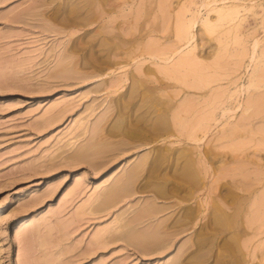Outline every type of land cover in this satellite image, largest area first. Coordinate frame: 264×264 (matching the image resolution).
<instances>
[{
    "label": "rangeland",
    "instance_id": "obj_1",
    "mask_svg": "<svg viewBox=\"0 0 264 264\" xmlns=\"http://www.w3.org/2000/svg\"><path fill=\"white\" fill-rule=\"evenodd\" d=\"M112 1L119 4L116 11L106 12L104 7L109 6H103L101 0H0V264H175L183 257L187 264H264V231L251 236L253 232L246 228L248 234L245 232L234 243L229 230L234 216L230 222L220 224L210 219L208 210L202 207L198 208V217L189 222V211L195 210L199 199L189 197V185L173 174L172 150L182 145L190 147L191 143L179 133L181 128L171 123L172 112L180 104L185 106L183 102L188 97V108L193 109L187 108L186 112V108L179 107L185 110L186 118L195 111L194 116H188L193 120L205 111L210 95L217 94L212 112L216 122L211 121L215 124L199 133L203 139L198 148L210 164V176L226 177L222 181L261 177L262 182L255 184L253 195L247 199L246 217H241H245L244 223L250 218L247 215L257 214L255 210L264 216V204H260L263 211L258 204L253 206L254 195L264 191V103H258L262 111L256 108L259 112L255 115L253 111L251 119L246 116L249 111H243L244 97L253 89L245 87L250 75L253 78L250 71L264 57V53L260 54L264 52V0ZM230 4L236 6V17L231 23L216 25L208 34L202 20L214 19V8ZM105 12L106 16H98ZM179 16L182 23L194 21L190 43L176 37ZM103 24L105 29L129 38L128 43L114 41L115 38L108 45L103 43ZM255 38L258 42L253 50ZM172 45L184 53L192 47L196 56L190 64L194 67L200 63V69L194 68L201 75L214 77L213 82L195 89L161 72L164 64L171 68L178 57L170 53ZM240 49L244 56L238 53ZM252 52L260 58L252 60L255 68L249 60ZM167 55L170 57L164 61ZM193 73L186 76L188 80H195ZM140 92L168 95L165 98L169 97L173 105L169 110L174 130L170 136L144 139L148 124L140 115L141 96H134ZM261 97L253 99L257 103L263 101L264 95ZM224 107L231 111L222 115ZM226 121L234 122L229 123L231 131L237 130L231 132ZM236 121L243 125L235 127ZM140 155H147V160L131 182V188L137 191L120 192L111 201L103 202L102 192L112 187ZM216 185L217 189H213L218 192L219 184ZM230 185L226 187L238 191V195L243 193ZM203 190L199 188L193 195L202 197ZM246 194L245 191L243 195ZM151 197L155 204L170 207L151 217L142 216L138 212L141 203ZM226 207L231 213V204ZM177 216L184 221L189 218L184 230L174 234L179 226L168 227L169 235H164L162 243L155 240L140 245L135 232L127 237L128 242L120 230V224L130 220L136 232L142 233L162 218H167L166 226ZM263 216L253 225L262 221L264 229Z\"/></svg>",
    "mask_w": 264,
    "mask_h": 264
},
{
    "label": "bare ground",
    "instance_id": "obj_2",
    "mask_svg": "<svg viewBox=\"0 0 264 264\" xmlns=\"http://www.w3.org/2000/svg\"><path fill=\"white\" fill-rule=\"evenodd\" d=\"M162 1V0H161ZM101 2H102V4H103V6H109V8H105L104 7V11H106V12H110L111 10L112 11H116L115 10V8L119 5L118 3H117V1L116 2H114V1H112L111 0V2H113V3H111L110 4V0H101ZM125 2V1H124ZM146 3H148V1L146 2ZM158 3H160L159 1H158ZM127 4V3H126ZM149 4V3H148ZM162 4H165V3H162ZM161 4V5H162ZM168 4V3H167ZM167 4H165V6L167 5ZM157 5V4H156ZM148 6V5H147ZM146 6V7H147ZM164 6V5H163ZM138 7V6H137ZM120 8V7H119ZM139 8V7H138ZM149 8V7H148ZM159 8H161V7H159ZM159 8H157V10L159 9ZM236 8V6H234L233 4H230V5H222V6H220V7H218V8H214V10H215V13H216V16L214 17V19H208L207 17V19L206 18H204L203 20H202V23L201 24H203V26H204V29H206V32L208 33V34H211L212 32L211 31H213L214 32V30H215V26L216 25H219V24H222V23H224V22H230L231 20H233L235 17H236V15H237V10L235 9ZM118 9V8H117ZM144 9V8H143ZM147 9V8H146ZM101 11L103 10V9H100ZM120 10V9H119ZM136 10H137V8H136ZM77 11V10H76ZM94 11H95V9H94ZM138 11H139V9H138ZM102 13L101 15H98V16H101V17H104V16H106L108 13ZM163 12V11H162ZM121 13V12H120ZM164 13V12H163ZM104 14V15H103ZM165 15H166V13H164ZM51 15V14H50ZM89 15H91V14H89ZM122 15V14H121ZM124 15V14H123ZM143 15V14H142ZM163 15V14H162ZM165 15H163V17L165 16ZM180 15H181V13H180ZM97 17V16H96ZM101 17H99V18H101ZM115 17V16H114ZM121 17V16H120ZM144 17H145V20L147 19V11H145L144 12ZM109 18V17H108ZM123 18V17H122ZM138 17H136V19H137ZM156 18V17H155ZM162 18V17H161ZM182 18V17H181ZM151 19V18H150ZM165 19V18H164ZM73 20V19H72ZM91 20V19H90ZM110 21H111V19H109ZM108 20V22H110ZM144 20V21H145ZM71 21V20H70ZM126 21V20H125ZM150 21H153V20H150ZM162 21H163V19H162ZM182 21H184L183 20V18L182 19H180V16H179V20H178V17H177V19H176V22H178L177 24H175V34H176V37H177V39L180 41V42H185V44L186 43H190L191 42V40L193 39V33H192V31H191V28H192V26H193V22L194 21H190L188 24L186 23H182ZM76 22V21H75ZM127 22V21H126ZM134 22H135V20H134ZM146 22V21H145ZM154 22V21H153ZM86 23V22H85ZM118 23H119V21H118ZM124 23V22H123ZM165 23V22H164ZM231 23V22H230ZM107 24V23H106ZM134 24V23H133ZM127 25V24H126ZM146 25V24H145ZM145 25H141L140 24V26H143V27H145ZM150 25V24H149ZM154 25V24H153ZM236 25V24H235ZM73 26H74V24H73ZM154 26H156V25H154ZM161 26H163V25H161ZM220 26V25H219ZM105 27H106V25L105 24H103V27L102 28H104V31H101V35H103V43H105V44H109L110 42L109 41H111V40H113V38H115L114 39V41L116 40V39H118V40H123V41H125V42H127V41H129L130 39L128 38V40L127 39H124V38H122L121 37V35L119 34V33H117L116 31H113L112 29H105ZM131 27H132V25H131ZM135 27V26H134ZM133 27V28H134ZM143 27H141V28H143ZM107 28H109V27H107ZM112 28V27H111ZM120 28H122V27H120ZM124 29V28H123ZM234 29V28H233ZM103 30V29H102ZM120 30V29H119ZM140 30V29H139ZM99 31V30H98ZM211 32V33H210ZM123 33V32H122ZM147 33V32H146ZM128 34V33H127ZM130 34V33H129ZM125 35V34H124ZM131 35H129V37H130ZM132 36H133V34H132ZM123 37H125V36H123ZM147 37V36H146ZM236 37V36H235ZM133 39H134V37H133ZM117 41V40H116ZM122 41V42H123ZM136 41V40H135ZM149 42V44H150V40H148ZM151 41H153V40H151ZM156 41V40H155ZM180 42H179V44H180ZM237 42V41H236ZM257 39L255 38V40H254V43H253V46H252V48H253V50H254V48L256 47V45H257ZM121 43V42H120ZM119 43V44H120ZM128 43V42H127ZM126 43V44H127ZM152 43H154V41L152 42ZM225 43V42H224ZM118 44V43H117ZM116 44V45H117ZM125 44V43H124ZM137 45V44H136ZM165 45V44H164ZM192 45V44H191ZM219 45H221V43L219 44ZM226 45V44H225ZM225 45H223V46H225ZM121 46H123V45H121ZM152 46H153V44H152ZM162 46V45H161ZM160 46V47H161ZM173 46L174 45H172V47H170V49L171 48H173ZM183 46V45H182ZM73 47V46H72ZM118 47V46H117ZM146 47V46H145ZM147 47H148V45H147ZM165 47V46H164ZM169 47V46H168ZM181 47V46H180ZM162 48H163V46H162ZM178 47H174L173 49H172V51L170 52L171 54H176V55H178V57H177V59L175 60V62H173L174 64H170V66H171V68H166V67H164V65H163V67L161 68V66L162 65H160L159 67L162 69L161 70V72H164V74H167L166 76H168V78L170 79V78H173L174 79V81L176 80H178L179 82H181L182 83V85L184 86H188V87H193V88H203L204 86H206V85H208L210 82L212 83L213 81V79H214V77H208V75H206L207 73H205L204 75H201L200 73H202V72H200V71H198L197 69H195L197 66H198V68L200 67L199 66V64L198 65H194V67H193V63H192V60L194 61L195 60V56H194V54L191 52V48L192 47H189L190 49H188V51H185L186 53H184L183 51H181V50H179V49H177ZM194 48V47H193ZM226 48V47H225ZM142 49H144V48H142ZM149 49V48H148ZM164 49V51L166 50L165 48H163ZM162 49V50H163ZM221 50L223 49V48H220ZM242 49H244V47L242 48ZM242 49H240V51L238 52L239 54H241L242 53V55L244 54V51L242 50ZM155 50V49H154ZM161 50V49H160ZM168 50V49H167ZM68 51V50H67ZM132 51V50H131ZM148 51H150V50H148ZM162 52V54L165 56L166 54H165V52ZM145 52V51H144ZM152 52V51H151ZM181 52H183L182 54H180ZM223 52V51H222ZM225 52V51H224ZM234 53H235V50L233 51ZM125 53H127V52H125ZM153 53V52H152ZM219 53H221V51L219 52ZM237 53V52H236ZM264 52H263V50H262V53H260L261 55L263 54ZM170 54V55H171ZM222 54H224V53H222ZM238 54V55H239ZM156 55V54H155ZM154 55V53H153V56H155ZM237 55V56H238ZM261 55H258V56H261ZM264 55V54H263ZM262 55V56H263ZM150 56V55H149ZM220 56H222V55H220ZM241 56V55H240ZM244 56V55H243ZM155 57H157V56H155ZM170 57V56H169ZM168 55L166 56V57H163V59H164V61L166 60H168ZM239 57V56H238ZM255 56L253 55V52H252V54L251 55H249V60L250 61H254V60H256L257 58L258 59H260L259 57H255V59H253ZM162 58V57H161ZM214 59H215V57H213ZM262 58V57H261ZM160 60H162V59H160ZM173 60V59H172ZM217 60H218V58H217ZM219 60H220V57H219ZM242 60V59H241ZM163 61V60H162ZM215 61V60H214ZM249 61V62H250ZM252 61V65L254 66H252V68H255V65L257 66L256 68H255V70L253 71L252 69H251V71H250V74H253V78H254V75H255V79H253V78H251L252 77V75H250V78H248L249 80L247 81V84L248 85H246L245 87H246V90L249 88L250 90H251V88H253L252 90H254V92H256L255 94H254V96H252V98H251V93H252V90L250 91L251 93L249 94V93H247L248 94V96H250L249 98H248V96L247 97H244L245 98V100L247 101H241V102H244V109H243V111H249V114L248 115H246L245 113H243V114H245L247 117L250 115L251 116V118H252V115L253 116H255V115H257V112H259L258 110L260 109L261 111H262V106H264V105H262L261 106V108L259 107L260 106V104L261 103H264V98H263V95H262V93H264L263 92V90H264V88H262V89H260L262 86L264 87V71L262 70L261 71V69H263L264 67L262 66V65H264V57H263V60H261V63L259 62V60H258V62L256 61V64L254 65V63L255 62H253ZM263 61V62H262ZM195 62V61H194ZM197 62V61H196ZM199 62V61H198ZM240 62V61H239ZM172 63V62H171ZM190 63H192V64H190ZM214 63H217V62H214ZM219 63H221V62H219ZM236 63H238L237 61H236ZM258 63H260L261 65H260V67H262V68H259V65H258ZM263 63V64H262ZM197 64V63H196ZM211 64H212V60H211ZM222 64H224V63H222ZM226 64V63H225ZM251 64V63H250ZM169 65V64H168ZM210 65V64H209ZM215 65H217V64H215ZM241 65V64H240ZM165 66H167V65H165ZM194 68V70L192 69V67ZM238 66V65H237ZM159 67H158V69H159ZM191 68L193 71H194V73L192 74V78H198L197 80H196V78H195V80L194 79H192V80H188V78L186 77L188 74H190L191 75V73L193 72H191L189 69V73L188 74H186L187 72H188V70L187 69H185V70H187L186 71V73H184L185 72V70L184 69H182V68ZM207 67V66H206ZM216 67V66H215ZM214 67V68H215ZM239 67V66H238ZM218 68V67H217ZM144 69H146L145 71H147L148 69L147 68H145L144 67ZM182 69V70H181ZM200 69V68H199ZM202 69V68H201ZM206 69V68H205ZM143 70V69H142ZM196 70V71H195ZM220 70V69H219ZM222 70H224L223 68H222ZM149 71V70H148ZM159 71V70H158ZM197 71H198V76H195V75H197L196 73H197ZM201 71H203V70H201ZM253 71V72H252ZM261 71V72H260ZM144 72V71H143ZM186 74L185 76H184V74ZM255 72V73H254ZM137 73H138V70H137ZM145 73V72H144ZM160 73V72H159ZM195 74V75H194ZM199 74L201 75V77L199 76ZM208 74H209V72H208ZM211 74V73H210ZM218 74V73H217ZM216 74V75H217ZM148 75V74H147ZM206 75V77L205 78H203V76H205ZM148 76H150V75H148ZM195 76V77H194ZM219 76V75H218ZM165 77V76H164ZM191 77V76H190ZM136 78V77H135ZM151 78H152V76H151ZM185 78H187V79H185ZM141 79V78H140ZM143 79V78H142ZM190 79V78H189ZM162 80V79H161ZM132 81V80H131ZM134 81V80H133ZM157 81V80H156ZM155 81V83H157ZM216 81V80H215ZM135 82V81H134ZM139 83H141V81H138ZM137 82V84H139ZM148 82V81H147ZM151 82V81H150ZM149 82V83H150ZM154 82V81H153ZM146 83V82H145ZM177 83V82H176ZM136 84V85H137ZM159 84V83H158ZM164 84H165V82H164ZM135 85V86H136ZM155 85V84H154ZM157 85V84H156ZM141 86V85H140ZM146 86H148V85H146ZM166 86V85H165ZM132 88H135V87H133V86H131ZM130 87V88H131ZM161 87V86H160ZM187 87V88H188ZM143 88V87H142ZM185 88V87H184ZM135 89H137V88H135ZM135 89H133V90H135ZM148 89L149 90H153V89H155V87H153V88H151V87H149L148 86ZM147 89V90H148ZM133 90L131 89V92H133ZM142 91H144L143 89H142ZM141 91V92H142ZM154 91V90H153ZM155 91H156V89H155ZM165 91V90H164ZM248 91V92H249ZM141 92H140V94H134V96H137V95H140L141 96V98H140V105H139V108H142V110H141V112H140V115L141 116H143V118H146L145 119V121H146V123L148 124V134H147V138H146V136L144 137V139H147L148 141H152V140H159V139H161V138H165L166 136H170L171 135V132L172 131H174L173 129L171 130V127H172V125H177L176 127H178L177 129H179V128H181V129H179L178 131H179V133H181L183 136H184V138L186 139V141H189L190 143H191V146L190 147H185V146H180V147H178V148H174L173 150H172V155H173V163H172V168H173V171H174V169H175V171H174V175H175V177L176 178H178L179 180H182L183 182H186L189 186H188V188H190V190H189V192H188V194H189V197H191V198H194V199H196V197H197V199H199V202L201 201V202H203V204L201 203V205H199L200 203L198 202V204H196V208H197V210H196V208L195 207H193V209H195V210H193V211H196V212H191V211H189L191 214L189 215V218H190V221L189 222H191V221H193L194 220V218L197 216V211H198V208L200 209V207H202L203 209H206V210H208V216H210V219H213V220H216L218 223H220V224H222V223H227L226 221H229L230 222V218L231 217H233L234 219H235V221H234V223H232V229L231 228H229V230H230V236L232 237V240L234 241V243H238L239 242V239L241 238L240 236L242 235V234H245V232L247 231V229L246 228H249L248 229V231L250 230V231H252L253 232V234L251 235V236H255L254 234H257V232H259V231H264V229H263V223H262V221L260 222V223H258L257 225H253L254 223H255V220L257 221V220H261L262 218H260V216H263L262 214H261V212L259 213V211H257L256 212V210L253 212V211H250V213L251 212H253V213H257V214H251V216L250 215H247V216H249L250 218H249V220H247L248 218H246V220H244V223H243V219L246 217V213H247V210H246V208H245V205L247 204V199H249V195H253V192L255 191V184H258L259 185V183L260 182H262V180H261V177H258V178H255V179H251V180H245V179H239V178H235V177H232V179H230V180H226V181H222L221 179H223V178H226V177H222L221 175H218V176H210V173H209V169H210V164H209V162L204 158V156L201 154V151L199 150V141L200 140H202L203 138H202V135L200 136V132H202V131H206V130H208L210 127H211V125L212 124H215L214 122H216V120L214 121L213 119L214 118H212L213 116H212V112H213V109H214V106H215V100L217 101V94H211L210 95V97H209V99L205 102V98H204V102L206 103V105H205V107H206V109H205V111L204 112H202V113H200V114H198V117H195L193 120H190V119H188V116L190 117L191 115L192 116H194V114H195V111L193 112L192 111V113L190 112V110H189V114L190 115H188L187 116V118L186 117H184L183 116V114L184 113H186L187 111H188V109H191V108H188L189 106H190V102H188L189 100V98L190 97H188V101L187 100H184L185 102H183V104L185 105V106H183V105H181L182 106V108H186V112H185V110H183V109H181L179 106L180 105H178V107L177 108H175L174 109V111L176 112V114L174 113V111L172 112V114H171V116H172V119H174V121H171V123L172 122H174V123H172V125L170 124V122H169V117H170V115H169V110L173 107V105L171 104V101H170V98L169 97H166L165 98V96H168V95H166V94H158L159 96H157V94L155 95V94H141ZM155 93V92H154ZM260 93H261V95H260ZM260 96H259V95ZM175 95V94H174ZM206 95V94H205ZM223 95V94H222ZM222 95H220L219 93H218V96H222ZM256 95V96H255ZM170 96H172V95H170ZM246 96V95H245ZM259 96V97H258ZM262 96V97H261ZM175 97V96H174ZM229 97H230V95H229ZM253 97H255L254 99H256V100H259V98L261 97V99L263 98V101L262 100H260L259 102L257 101V103H256V100H254L253 99ZM256 97H258V98H256ZM172 98H173V96H172ZM183 98V97H182ZM187 98V97H186ZM195 98V97H194ZM197 98V97H196ZM201 98H202V96H201ZM219 98V97H218ZM191 99V98H190ZM207 99V98H206ZM225 98H223V99H221L222 100V102H223V100H224ZM183 100V99H182ZM221 100L219 101V105H220V103L222 104V102H221ZM244 100V99H243ZM254 102H253V101ZM186 101H187V103L189 104V106L187 105V103H186ZM194 101V100H193ZM201 101H203V99L201 100ZM209 101V102H208ZM262 101V102H261ZM132 102V101H131ZM179 102V101H178ZM177 102V103H178ZM182 103V102H181ZM240 103V102H239ZM245 103H247L246 105H245ZM258 103H260V104H258ZM179 104V103H178ZM256 104H257V106H256ZM196 105V104H195ZM198 105H199V102H198ZM241 105H243L242 103H241ZM194 106V105H193ZM193 106H191V107H193ZM204 106V105H203ZM201 107V108H203L204 109V107ZM256 106V107H255ZM252 107H255L254 109L255 110H253V108H252V110L250 111V109ZM188 108V109H187ZM200 108V107H199ZM198 108V109H199ZM235 108V107H234ZM258 110H257V109ZM193 109V108H192ZM191 109V110H192ZM222 109V108H221ZM220 110V109H219ZM230 109L227 107H224L223 109H222V112H221V114L222 115H224V114H226V113H228V112H230L229 111ZM183 111V112H182ZM201 111H203L202 109H201ZM233 111V110H232ZM242 111V112H243ZM253 111H257L256 112V114H255V112L253 113ZM260 111V112H261ZM170 112H171V110H170ZM197 112V111H196ZM173 113H174V115H173ZM198 113H199V110H198ZM247 113V112H246ZM188 114V113H187ZM243 114H241L242 115V119L244 120V117L245 116H243ZM255 114V115H254ZM259 114V113H258ZM214 115V114H213ZM174 116V117H173ZM250 116H249V118H250ZM236 118H237V116H236ZM249 118H247V119H245V121L247 120L248 121V119ZM250 118V119H251ZM171 119V118H170ZM240 119V118H239ZM241 119V120H242ZM218 120V119H217ZM236 120V119H235ZM211 121H214L213 123H211ZM232 122L233 121H231V123L230 122H225L226 123V125L228 126L229 125V123L230 124H232ZM237 122V124H234V126L236 127V126H238L239 127V124H242L243 125V123H239V121H236ZM242 122V121H241ZM244 122V121H243ZM234 123V122H233ZM249 123V122H248ZM245 124V123H244ZM263 124H264V122H263ZM233 125V124H232ZM242 125H240V126H242ZM246 125V124H245ZM230 126V127H229ZM228 126V128H229V130L230 129H232L231 127V125H229ZM247 126V125H246ZM174 127V126H173ZM226 128V127H225ZM234 128V127H233ZM238 129H240V128H238ZM223 130V129H222ZM237 129L235 128V130L233 129L231 132H235ZM228 131V130H227ZM207 132V131H206ZM175 133V132H174ZM228 133V132H227ZM177 134V133H176ZM180 134V135H181ZM203 134V133H202ZM234 133H232V135H233ZM175 135V134H174ZM181 135V136H182ZM203 135H205V134H203ZM220 136V135H219ZM230 137H231V133H230V135H229ZM174 137V136H173ZM176 137V136H175ZM226 137V136H225ZM159 138V139H158ZM177 138V137H176ZM175 138V139H176ZM202 138V139H201ZM183 139V138H182ZM180 140V139H179ZM231 140V139H230ZM233 140V139H232ZM105 141V140H104ZM146 141V140H145ZM174 141V140H173ZM141 142V141H140ZM142 142H143V140H142ZM181 142V141H180ZM190 143H189V145H190ZM142 144V143H141ZM138 145H140V144H138ZM231 146V145H230ZM237 146H239V145H237ZM199 147V148H198ZM233 147H235V145L233 146ZM209 149V148H208ZM232 149V148H231ZM86 150V149H85ZM210 150V149H209ZM233 150V149H232ZM150 151V150H149ZM207 154V153H206ZM213 155V154H212ZM239 156V155H238ZM240 158V157H239ZM239 158H238V160H239ZM241 159V158H240ZM146 160H147V155H140L137 159H136V161L132 164V165H130V167H128V169L127 170H125V172H124V174L117 180V182L112 186V187H109V188H107L106 190H104L103 192H102V198H103V202H104V200H105V202H109V201H111V199L114 197V195L116 194H119L120 192H122V193H125V194H131V193H133V192H135V191H137V188L135 189V187H133V189L131 188L132 187V184L133 183H131L132 182V180L134 179V177H137V175H138V173L142 170V168L144 167V164H145V162H146ZM236 163V162H235ZM219 164V163H218ZM232 165V164H231ZM236 165V164H235ZM237 166V165H236ZM245 166V165H244ZM228 167V166H227ZM243 168V167H242ZM237 169H239V168H237ZM203 172V173H201V174H203V175H200V172ZM175 172H176V174H175ZM229 172H231V171H229ZM259 172V171H258ZM252 174V173H251ZM222 177V178H219V177ZM225 176V175H224ZM232 176V175H231ZM235 176V175H234ZM260 176V175H259ZM242 177V176H241ZM229 178V177H228ZM242 178H244V176L242 177ZM105 180V179H104ZM208 181V183H209V185H207V181ZM134 181V180H133ZM216 184H219V190H218V192H216V191H214V189L213 188H215L216 187V189H217V187H218V185H216ZM228 184H231L233 187H234V185L237 187V188H239L241 191H243V193H245V191L248 193V194H246V195H243V193L242 194H240V195H238L239 193H238V191H237V193H236V191L235 192H233L230 188H227L226 186H228ZM234 184V185H233ZM230 185V186H231ZM202 187L203 188H205V190H203L204 192H202V194L204 195H202V197H199L198 195H193L197 190H199V188H201L202 189ZM223 187V188H222ZM229 187V186H228ZM258 187V186H257ZM225 188V189H224ZM264 192V191H263ZM263 192H261V193H259V194H261L262 196H264L263 195ZM158 193V192H157ZM259 194L258 195H254V199L255 200H257V202L256 201H254V199H253V202H255L254 204H253V206L254 205H256V206H258V208H260V211H263V210H261V208L262 207H260V204L261 205H263L264 203H261V201L263 202L264 200H263V198L264 197H262L261 195L259 196ZM100 195V194H99ZM175 196H177V195H175ZM181 196H183V195H181ZM185 196V195H184ZM187 196V195H186ZM168 197V196H167ZM204 197V198H203ZM256 197V198H255ZM101 198V197H100ZM152 198V197H151ZM147 198V199H144V201H142V203H141V207H140V209L138 210V212L142 215V216H147V217H151V216H154L155 214H157L158 212H160V211H162V210H164V209H166V208H169L170 207V205H164V204H162V205H158V204H155V202H154V198ZM179 198V197H178ZM181 198V197H180ZM181 201V200H180ZM194 201V200H193ZM196 202V203H197ZM252 202V203H253ZM178 203V202H177ZM227 203L228 204H231V213H228L226 210H225V207L227 206ZM258 204V205H257ZM254 207V209L255 208H257V207ZM264 206V205H263ZM227 208V207H226ZM188 209H189V207H188ZM252 209V208H251ZM263 209V208H262ZM186 210V209H185ZM202 210V209H201ZM250 210V209H249ZM257 210H259V209H257ZM182 211H184V210H182ZM201 212V211H200ZM179 213V212H178ZM187 213V212H186ZM194 213V214H193ZM181 214V213H180ZM200 214V213H199ZM241 214L243 215H245V217L244 218H242L241 217ZM259 214H261L260 216H259ZM184 215V214H183ZM200 216V215H199ZM235 216H236V218H235ZM186 217V216H185ZM198 217V216H197ZM264 217V216H263ZM189 218H188V220H189ZM264 219V218H263ZM166 220H167V218H162V219H160V220H158L155 224H153L152 225V227L150 228V229H148V228H146V231L145 232H142V233H137L136 232V229H134V226L133 225H131L130 223H131V221L130 220H128V221H125V222H123V223H121L120 224V227H121V232H123V238H124V240H126V241H128L129 242V239H127V237L130 235V233H132V235H133V233H134V235H136V238H138V242H139V244L140 245H147L148 243H151V242H153V241H155V240H160V242L162 241V240H164V238H165V236H168L169 234V230H168V227H170V226H173V225H175V226H179V228L178 229H175L174 230V234H177V233H180V232H182L183 230H184V227H183V225L185 226L186 225V223H187V221L185 220L184 221V219H182V218H180V216H177L176 218H175V220L174 221H171L169 224H167L166 226H165V222H166ZM198 220V219H197ZM248 223H247V222ZM188 222V223H189ZM245 222H246V225H245ZM192 223V222H191ZM212 223V222H211ZM230 225V224H229ZM251 225H253V226H251ZM212 227V226H211ZM223 227V226H222ZM165 229V230H162V229ZM228 229V228H227ZM167 230H168V232H167ZM171 231H170V234L172 233ZM247 233V232H246ZM248 234V233H247ZM165 235V236H164ZM260 235V234H259ZM243 236V235H242ZM245 236V235H244ZM243 240V239H242ZM137 242V243H138ZM245 243L244 244H246V242L247 241H244ZM162 243V242H161ZM241 246V245H240ZM239 247V246H238ZM239 250V249H238ZM241 250V249H240ZM188 263V260L187 259H185L184 260V257H183V259H179L178 260V262H176L175 264H187Z\"/></svg>",
    "mask_w": 264,
    "mask_h": 264
}]
</instances>
